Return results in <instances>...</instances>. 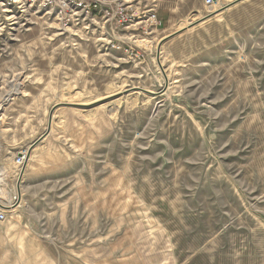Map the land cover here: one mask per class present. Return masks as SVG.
Wrapping results in <instances>:
<instances>
[{"label":"rangeland","instance_id":"rangeland-1","mask_svg":"<svg viewBox=\"0 0 264 264\" xmlns=\"http://www.w3.org/2000/svg\"><path fill=\"white\" fill-rule=\"evenodd\" d=\"M205 1L131 0L163 22L134 38L142 61L106 49L100 29L0 18L7 198L53 107L76 104L28 161L0 264H264V0ZM211 14L158 56L162 37Z\"/></svg>","mask_w":264,"mask_h":264},{"label":"built area","instance_id":"built-area-1","mask_svg":"<svg viewBox=\"0 0 264 264\" xmlns=\"http://www.w3.org/2000/svg\"><path fill=\"white\" fill-rule=\"evenodd\" d=\"M205 4L212 7L215 0H206ZM41 12L50 17L54 16L61 31L73 28L100 29L106 38L104 39L106 49L121 53L133 61L144 60L148 51L147 45L142 44L145 41L144 38L140 41L134 38L139 34L151 36L163 25L156 13L141 11L140 7H136L131 0H0V18L11 13L10 16L15 18L16 13L29 16ZM147 26L150 30L145 29ZM140 30L144 31L140 32ZM125 32L130 34L125 36L130 37L126 38V40L129 39L127 42L112 39L116 33ZM27 155L28 152L25 150L16 158L18 168L25 165ZM20 197V194L15 191L6 204L0 203L1 221L6 219L8 210L19 205Z\"/></svg>","mask_w":264,"mask_h":264},{"label":"water","instance_id":"water-1","mask_svg":"<svg viewBox=\"0 0 264 264\" xmlns=\"http://www.w3.org/2000/svg\"><path fill=\"white\" fill-rule=\"evenodd\" d=\"M242 1H244V0H236L235 2H233V3H231V4H229V5H227V6H225L224 8H222V10L221 11H223V10H226V9H229V8H231L232 6H234V5H236V4H238V3H240V2H242ZM213 16H215V14H211V15H208V16H206L205 18H203L200 22H198V23H194V24H191L189 27H186V28H183L182 30H179V31H177V32H175V33H173V34H170V35H168V36H166L165 38H163V40L160 42V45H159V47H158V56H159V54H160V51H161V48H162V46L167 42V41H169V40H171V39H173V38H175L176 36H178V35H180L181 33H183V32H185V31H187L188 29H190V28H193L194 26H196V25H198V24H200L201 22H204V21H206V20H208V19H210V18H212ZM167 85H168V83H167ZM131 91H140V92H143V93H146V94H148V95H152V96H160L161 94H163L164 93V90L163 91H161V92H157V93H155V92H151V91H148V90H145V89H142V88H133V89H131ZM61 106H76V104H59V105H56V106H54L53 107V109L51 110V113H50V118H49V125H48V130L31 146V148H30V152L44 139V138H46L49 134H50V132H51V126H52V120H53V116H54V112L59 108V107H61ZM26 167H27V164H25V166L22 168V171H21V178L23 177V175H24V173H25V171H26ZM20 182V181H19Z\"/></svg>","mask_w":264,"mask_h":264},{"label":"bare ground","instance_id":"bare-ground-1","mask_svg":"<svg viewBox=\"0 0 264 264\" xmlns=\"http://www.w3.org/2000/svg\"><path fill=\"white\" fill-rule=\"evenodd\" d=\"M157 50V49H156ZM161 66V65H160ZM163 70V69H162ZM168 79V78H167ZM28 152V155H27V161L25 164H28V161L30 160L31 158V152L29 150H27ZM25 166V165H24ZM23 166V167H24ZM22 167V168H23ZM22 168H18L19 170V175L21 176V171H22ZM21 170V171H20ZM6 174V171L3 170L2 168H0V203L1 204H6V202L8 201L9 198H7V192L5 191V189L2 187V181L4 182V180L2 179L1 176H4ZM22 181H23V177L21 178L20 177V182H19V186L17 187V183L15 184V191L18 192L20 194V200H19V205H17L15 208H12L10 210H8V212H14V211H17L20 207H22V203H23V200H22ZM1 206V205H0Z\"/></svg>","mask_w":264,"mask_h":264},{"label":"crops","instance_id":"crops-1","mask_svg":"<svg viewBox=\"0 0 264 264\" xmlns=\"http://www.w3.org/2000/svg\"><path fill=\"white\" fill-rule=\"evenodd\" d=\"M247 1V0H246ZM232 8V7H231ZM231 8H229V9H227V11H229ZM208 21V20H207ZM183 29V28H182ZM181 30V29H180ZM174 33V32H173ZM172 32L171 33H168L167 35H165L164 37H166V36H168V35H170V34H173ZM155 35L156 34H158V35H160V32L157 30V32L156 33H154ZM154 36V35H153ZM164 37H162V38H164ZM173 39H175V38H173ZM172 41V39L171 40H169V41H167L166 42V44L167 43H170ZM48 127V126H47ZM46 131V130H45ZM51 136V132H50V134L46 137V138H44L43 140H42V144H40V145H38V146H36L32 151H31V156L33 155L32 153H33V151H39V149H41L42 147H41V145H43V144H45L47 141H48V139H49V137ZM31 161V158H30V160H29V162ZM27 165H29V163L27 164ZM27 168V167H26ZM22 188H23V186H22ZM22 194H23V189H22ZM22 200H23V196H22ZM22 206H23V203H22ZM21 208V207H20ZM19 208V209H20Z\"/></svg>","mask_w":264,"mask_h":264}]
</instances>
